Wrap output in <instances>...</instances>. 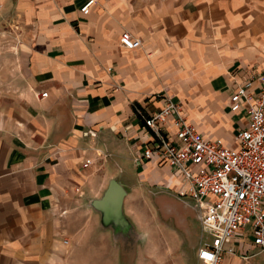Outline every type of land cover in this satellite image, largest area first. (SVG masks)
<instances>
[{"label": "crops", "instance_id": "0c3cea01", "mask_svg": "<svg viewBox=\"0 0 264 264\" xmlns=\"http://www.w3.org/2000/svg\"><path fill=\"white\" fill-rule=\"evenodd\" d=\"M87 1L0 0V264H127L121 230L94 205L115 180L128 220L113 158L128 155L141 184L185 185L158 159L137 163L152 137L134 106L150 115L171 97L200 135L232 147L247 118L230 95L248 78L257 93L264 75V0H96L81 12ZM123 31L141 46L124 48ZM236 239L260 255L249 233Z\"/></svg>", "mask_w": 264, "mask_h": 264}, {"label": "built area", "instance_id": "2783aa9c", "mask_svg": "<svg viewBox=\"0 0 264 264\" xmlns=\"http://www.w3.org/2000/svg\"><path fill=\"white\" fill-rule=\"evenodd\" d=\"M95 1L88 0L80 11L87 12ZM119 42L129 50L141 46L127 31L121 33ZM258 80L257 93H252L254 80L248 78L230 95V110L245 109L247 118L246 126L234 135L232 147L200 135L187 121L181 104L171 97H164L161 108L150 115L134 106L152 137L137 163L158 159L180 177L185 185L178 196L194 202L201 233L207 231L210 237L205 242L200 238L196 264H221L224 254L248 260L255 254L238 253L228 245L247 233L258 248L256 254L264 256V75Z\"/></svg>", "mask_w": 264, "mask_h": 264}, {"label": "rangeland", "instance_id": "374dc122", "mask_svg": "<svg viewBox=\"0 0 264 264\" xmlns=\"http://www.w3.org/2000/svg\"><path fill=\"white\" fill-rule=\"evenodd\" d=\"M113 159L119 163L114 164V177L128 190L124 213L129 226L121 233L127 264H196L200 238L205 242L210 237L207 231L201 233L194 202L170 189L139 183V171L128 155ZM250 240L246 238V243ZM254 250L258 248L248 253ZM250 261L264 264V257L260 254Z\"/></svg>", "mask_w": 264, "mask_h": 264}, {"label": "water", "instance_id": "95a60500", "mask_svg": "<svg viewBox=\"0 0 264 264\" xmlns=\"http://www.w3.org/2000/svg\"><path fill=\"white\" fill-rule=\"evenodd\" d=\"M124 189L115 180H110L109 185L100 200H95L94 205L102 213V223L111 225L121 232L129 226L128 220L122 212Z\"/></svg>", "mask_w": 264, "mask_h": 264}]
</instances>
